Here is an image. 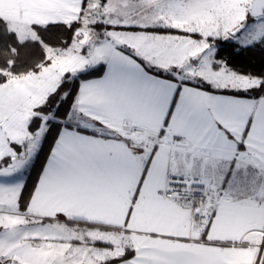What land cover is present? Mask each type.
<instances>
[{"label": "snow or ice", "instance_id": "obj_1", "mask_svg": "<svg viewBox=\"0 0 264 264\" xmlns=\"http://www.w3.org/2000/svg\"><path fill=\"white\" fill-rule=\"evenodd\" d=\"M0 264H264V0H0Z\"/></svg>", "mask_w": 264, "mask_h": 264}, {"label": "trees", "instance_id": "obj_2", "mask_svg": "<svg viewBox=\"0 0 264 264\" xmlns=\"http://www.w3.org/2000/svg\"><path fill=\"white\" fill-rule=\"evenodd\" d=\"M225 56L233 55L232 50H226L223 53ZM259 53H243L239 56H236L233 59V63L236 65H242L245 67H259Z\"/></svg>", "mask_w": 264, "mask_h": 264}]
</instances>
